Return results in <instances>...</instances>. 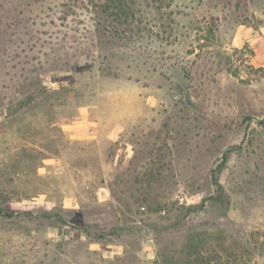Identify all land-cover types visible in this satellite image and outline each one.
Segmentation results:
<instances>
[{
  "label": "rangeland",
  "instance_id": "1",
  "mask_svg": "<svg viewBox=\"0 0 264 264\" xmlns=\"http://www.w3.org/2000/svg\"><path fill=\"white\" fill-rule=\"evenodd\" d=\"M264 0H0V264H264Z\"/></svg>",
  "mask_w": 264,
  "mask_h": 264
},
{
  "label": "crops",
  "instance_id": "2",
  "mask_svg": "<svg viewBox=\"0 0 264 264\" xmlns=\"http://www.w3.org/2000/svg\"><path fill=\"white\" fill-rule=\"evenodd\" d=\"M242 37H240V40L238 44L241 43H247L251 47L255 48L257 46H260L264 42V26H260L258 29H251L246 28L242 31Z\"/></svg>",
  "mask_w": 264,
  "mask_h": 264
}]
</instances>
